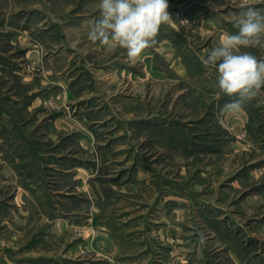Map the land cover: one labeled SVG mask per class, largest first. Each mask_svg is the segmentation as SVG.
Masks as SVG:
<instances>
[{"label": "rangeland", "instance_id": "obj_1", "mask_svg": "<svg viewBox=\"0 0 264 264\" xmlns=\"http://www.w3.org/2000/svg\"><path fill=\"white\" fill-rule=\"evenodd\" d=\"M244 4H169L132 63L99 0H0V264H264V88L231 114L201 59Z\"/></svg>", "mask_w": 264, "mask_h": 264}, {"label": "clouds", "instance_id": "obj_2", "mask_svg": "<svg viewBox=\"0 0 264 264\" xmlns=\"http://www.w3.org/2000/svg\"><path fill=\"white\" fill-rule=\"evenodd\" d=\"M168 0H99V18L88 20L87 39L126 50L135 63L156 44L162 25L175 23L168 12ZM181 21L180 23H185ZM236 34H223L218 44L202 57L205 67L217 73L218 88L232 98L224 109L237 114L264 88V59L242 49H264V11L244 4L234 19Z\"/></svg>", "mask_w": 264, "mask_h": 264}, {"label": "crops", "instance_id": "obj_3", "mask_svg": "<svg viewBox=\"0 0 264 264\" xmlns=\"http://www.w3.org/2000/svg\"><path fill=\"white\" fill-rule=\"evenodd\" d=\"M168 3L171 4V5H174V6H175V5H177V6L179 5V6H180V5L184 4V3H186V4L188 5V4H190V0H185V1L183 0L181 3H180V2L177 3V2H175V1H173V0H169ZM191 3H192V2H191ZM188 6H189V5H188ZM187 8H189V7H187ZM189 10L191 11L192 9L189 8ZM193 12H196V14H197L196 17H197V19L199 20V19L201 18V16H202V13H201V12H198L197 9H196L195 11H193ZM197 12H198V13H197ZM163 41H167L169 44H171V46H172V48H173L174 43H173V41L171 40V38H169V39H167V40H163ZM179 55H180V53L177 52V56L180 58ZM176 58H177V57H176ZM177 61H178V58H177ZM177 61H176L174 64H176ZM177 66H178V64H177Z\"/></svg>", "mask_w": 264, "mask_h": 264}]
</instances>
